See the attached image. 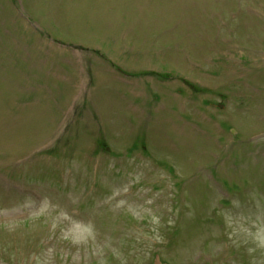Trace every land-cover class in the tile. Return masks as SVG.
<instances>
[{"label":"rangeland","instance_id":"374dc122","mask_svg":"<svg viewBox=\"0 0 264 264\" xmlns=\"http://www.w3.org/2000/svg\"><path fill=\"white\" fill-rule=\"evenodd\" d=\"M0 264H264V0H0Z\"/></svg>","mask_w":264,"mask_h":264}]
</instances>
